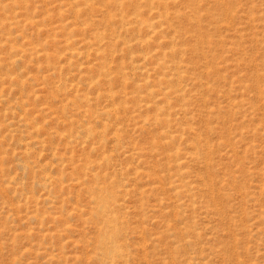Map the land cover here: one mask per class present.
<instances>
[{"label": "rangeland", "instance_id": "obj_1", "mask_svg": "<svg viewBox=\"0 0 264 264\" xmlns=\"http://www.w3.org/2000/svg\"><path fill=\"white\" fill-rule=\"evenodd\" d=\"M0 264H264V0H0Z\"/></svg>", "mask_w": 264, "mask_h": 264}]
</instances>
